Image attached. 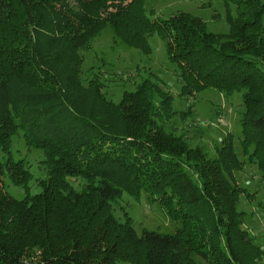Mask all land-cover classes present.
Here are the masks:
<instances>
[{
	"label": "trees",
	"instance_id": "trees-1",
	"mask_svg": "<svg viewBox=\"0 0 264 264\" xmlns=\"http://www.w3.org/2000/svg\"><path fill=\"white\" fill-rule=\"evenodd\" d=\"M224 5L227 34L192 13L152 19L146 0H0V264H260L238 210L252 195L236 174L250 164L264 181V0ZM108 28L145 55L161 38L181 96L241 94L247 161L231 134L212 157L168 131L173 96L156 76L119 102L98 76L86 84L82 52ZM20 133L44 154L36 194L13 155ZM6 180L25 196L13 198ZM124 193L157 203L175 232L137 233L126 212L117 220Z\"/></svg>",
	"mask_w": 264,
	"mask_h": 264
},
{
	"label": "rangeland",
	"instance_id": "rangeland-1",
	"mask_svg": "<svg viewBox=\"0 0 264 264\" xmlns=\"http://www.w3.org/2000/svg\"><path fill=\"white\" fill-rule=\"evenodd\" d=\"M148 16L152 19L168 18L179 12L192 13L200 17L209 31L227 34L230 26L227 20L224 0H146ZM152 53L145 55L138 49L124 45L111 29L104 30L92 42L91 48L82 52L84 63L82 78L87 84L98 76L104 84L107 99L119 102L125 92L133 91L143 78L156 76L163 87L173 96L174 116L166 122V129L176 136H182L192 147H202L210 156L215 155V147L220 146L228 135L234 137L236 152L241 160L247 161L242 153L241 114L244 110L241 94L225 95L208 89L193 97L181 96L182 81L177 66L166 54L164 41L154 36L150 41ZM13 155L16 160H25L26 168L34 176L29 184L32 194L40 192L37 185L44 178L45 170L41 162L44 154L29 148L22 133L14 138ZM237 182L251 197L240 196L238 210L245 214L244 229L262 250L260 264H264V181L256 166L246 164L236 174ZM6 189L15 199L25 196L22 188L15 187L6 180ZM76 187L81 182L75 183ZM126 212L134 223L137 233L143 229L159 233H174L177 224L171 222L157 203L151 204L147 196L139 199L124 193L113 204V214L117 220H124ZM119 264H133L121 261Z\"/></svg>",
	"mask_w": 264,
	"mask_h": 264
}]
</instances>
